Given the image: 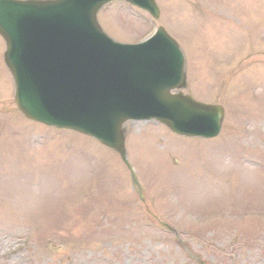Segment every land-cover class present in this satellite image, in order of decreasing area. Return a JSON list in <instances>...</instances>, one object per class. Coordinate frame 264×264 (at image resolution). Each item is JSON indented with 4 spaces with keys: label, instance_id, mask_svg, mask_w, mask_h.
<instances>
[{
    "label": "rangeland",
    "instance_id": "1",
    "mask_svg": "<svg viewBox=\"0 0 264 264\" xmlns=\"http://www.w3.org/2000/svg\"><path fill=\"white\" fill-rule=\"evenodd\" d=\"M156 1V22L123 2L98 20L120 43L173 36L186 94L224 107L222 134L128 123L125 165L27 122L0 64V264H264V0Z\"/></svg>",
    "mask_w": 264,
    "mask_h": 264
},
{
    "label": "water",
    "instance_id": "2",
    "mask_svg": "<svg viewBox=\"0 0 264 264\" xmlns=\"http://www.w3.org/2000/svg\"><path fill=\"white\" fill-rule=\"evenodd\" d=\"M113 0H0V35L14 75L16 104L29 119L77 131L122 153V126L157 120L177 134L216 137L223 111L171 90L184 89V59L162 31L120 46L95 16ZM158 18L153 0H126Z\"/></svg>",
    "mask_w": 264,
    "mask_h": 264
},
{
    "label": "bare ground",
    "instance_id": "3",
    "mask_svg": "<svg viewBox=\"0 0 264 264\" xmlns=\"http://www.w3.org/2000/svg\"><path fill=\"white\" fill-rule=\"evenodd\" d=\"M171 174L173 175L174 174V171L173 172H171ZM179 174V173H178ZM174 176V175H173ZM175 177V176H174Z\"/></svg>",
    "mask_w": 264,
    "mask_h": 264
}]
</instances>
